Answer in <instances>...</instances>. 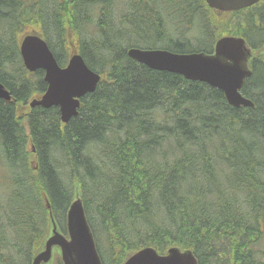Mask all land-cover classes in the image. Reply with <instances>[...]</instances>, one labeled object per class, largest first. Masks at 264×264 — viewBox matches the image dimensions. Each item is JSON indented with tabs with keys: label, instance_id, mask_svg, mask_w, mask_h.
<instances>
[{
	"label": "trees",
	"instance_id": "trees-1",
	"mask_svg": "<svg viewBox=\"0 0 264 264\" xmlns=\"http://www.w3.org/2000/svg\"><path fill=\"white\" fill-rule=\"evenodd\" d=\"M41 36L101 76L63 123L30 107L47 90L20 42ZM224 36L264 47V0L213 12L204 0H0V264H32L50 211L66 235L78 190L102 264L144 248L190 250L199 264H264V58L231 107L201 82L155 71L131 48L212 54ZM57 264H62L57 258Z\"/></svg>",
	"mask_w": 264,
	"mask_h": 264
},
{
	"label": "water",
	"instance_id": "water-1",
	"mask_svg": "<svg viewBox=\"0 0 264 264\" xmlns=\"http://www.w3.org/2000/svg\"><path fill=\"white\" fill-rule=\"evenodd\" d=\"M259 1L261 0H205L209 8L217 12L238 11ZM20 54L29 72L44 71V81L47 84L46 92L41 98L33 100L30 107H57L63 123H68L72 117L77 116L80 100L93 93L101 80V76L93 72L83 57L75 52L67 66H59L47 42L37 34L22 38ZM127 54L129 58L152 70L178 74L185 80L201 82L220 90L231 107H253L252 102L240 93L245 80L252 74L249 63L255 57L243 39L221 38L215 44L212 54L137 48L129 49ZM259 56H264V51ZM0 99L6 103L11 101L9 92L1 83ZM66 230L67 235H64L50 211L48 234L32 264H55L56 257L63 264H102L78 190L67 211ZM123 264H198V259L192 251H182L178 247L170 248L166 255H159L153 248H144Z\"/></svg>",
	"mask_w": 264,
	"mask_h": 264
},
{
	"label": "rangeland",
	"instance_id": "rangeland-1",
	"mask_svg": "<svg viewBox=\"0 0 264 264\" xmlns=\"http://www.w3.org/2000/svg\"><path fill=\"white\" fill-rule=\"evenodd\" d=\"M263 244H264V238H263L262 241H261V248H262V249H264V245H263Z\"/></svg>",
	"mask_w": 264,
	"mask_h": 264
},
{
	"label": "bare ground",
	"instance_id": "bare-ground-1",
	"mask_svg": "<svg viewBox=\"0 0 264 264\" xmlns=\"http://www.w3.org/2000/svg\"><path fill=\"white\" fill-rule=\"evenodd\" d=\"M246 99H247V98H246ZM247 100H249V99H247ZM249 101H250V100H249ZM251 102H252V101H251ZM252 105H253V107H254V104H253V103H252ZM253 107H252V108H253Z\"/></svg>",
	"mask_w": 264,
	"mask_h": 264
}]
</instances>
